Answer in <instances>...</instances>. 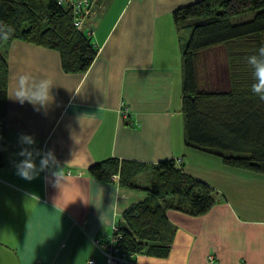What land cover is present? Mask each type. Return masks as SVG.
I'll return each instance as SVG.
<instances>
[{
  "label": "crops",
  "instance_id": "crops-1",
  "mask_svg": "<svg viewBox=\"0 0 264 264\" xmlns=\"http://www.w3.org/2000/svg\"><path fill=\"white\" fill-rule=\"evenodd\" d=\"M196 1L95 0L97 13L85 29L93 31L98 53L85 71L66 70L55 48L22 39L9 44L0 264H107L96 240L111 234L137 202L129 203L132 194L119 184L89 172L106 160L148 166L174 160L218 194L199 217L169 210L177 228L170 254H138V264H264V175L227 167L186 145L182 41L173 12ZM216 51L224 48L199 55L200 75L204 58ZM22 72L53 82L46 108L9 98ZM22 135L35 143H23ZM23 149L33 152L37 166L31 180L17 172ZM48 152L54 160L40 171Z\"/></svg>",
  "mask_w": 264,
  "mask_h": 264
},
{
  "label": "trees",
  "instance_id": "trees-1",
  "mask_svg": "<svg viewBox=\"0 0 264 264\" xmlns=\"http://www.w3.org/2000/svg\"><path fill=\"white\" fill-rule=\"evenodd\" d=\"M248 12L251 17L232 22ZM77 16L74 0H0V23L13 29L8 39L0 36V167L6 163L9 44L22 39L55 48L66 70L85 71L98 50L87 30L75 25ZM173 19L182 41L186 145L220 157L227 167L264 175V101L251 92L252 69L245 59L264 45V0H199L175 9ZM218 46L225 56L223 89L205 87L198 69L199 55ZM89 172L105 182L119 174L122 190L146 192L147 198L128 207L119 222V247L137 255L170 254L177 228L169 210L199 217L218 202L214 189L183 172L174 160L152 166L106 160ZM143 174L150 185L138 182Z\"/></svg>",
  "mask_w": 264,
  "mask_h": 264
},
{
  "label": "clouds",
  "instance_id": "clouds-1",
  "mask_svg": "<svg viewBox=\"0 0 264 264\" xmlns=\"http://www.w3.org/2000/svg\"><path fill=\"white\" fill-rule=\"evenodd\" d=\"M80 25L78 24L77 27ZM13 29L7 25L0 23V36L3 39H8ZM247 64L252 69L253 83L251 84V92L264 101V45L257 48L254 54L247 56ZM54 86L50 79H34L30 73L22 72L17 74L10 99L18 101L20 104L26 101L34 106L39 111L41 108H46L51 102V89ZM21 141L27 144H34V138L30 136H21ZM25 159L17 165L18 174L27 180L35 178L38 174L37 166L33 160V152L28 149H23L20 153ZM36 155H40L36 152ZM54 160V155L51 152L41 156L40 171H43L49 166V163Z\"/></svg>",
  "mask_w": 264,
  "mask_h": 264
},
{
  "label": "built area",
  "instance_id": "built-area-1",
  "mask_svg": "<svg viewBox=\"0 0 264 264\" xmlns=\"http://www.w3.org/2000/svg\"><path fill=\"white\" fill-rule=\"evenodd\" d=\"M63 0H60L62 2ZM74 6L78 11V16L75 20V25H80L78 29H85V21L90 16H94L97 13L95 0H74ZM88 34L92 35L91 29L87 30ZM124 116L129 115L128 107H124L122 110ZM120 175L115 174L112 176V182L119 184ZM123 239V234L120 230L119 223L113 227L112 233L96 240V245L102 250L106 256L107 264H138L136 261L137 254L123 251L119 244ZM87 264H96L93 259L89 260Z\"/></svg>",
  "mask_w": 264,
  "mask_h": 264
},
{
  "label": "rangeland",
  "instance_id": "rangeland-1",
  "mask_svg": "<svg viewBox=\"0 0 264 264\" xmlns=\"http://www.w3.org/2000/svg\"><path fill=\"white\" fill-rule=\"evenodd\" d=\"M252 12L245 13L240 16H235L232 18V22L237 20H245L252 16ZM184 37L188 38V33L184 35ZM184 38V39H185ZM212 58V59H210ZM209 60H206V57L203 60L204 70L202 71L200 77L202 84L205 87L213 88V89H223L227 86V74H226V66H225V57L224 51H220L214 56H209ZM204 81H211V83L206 84ZM138 182L142 186L150 185V180L148 174H143V176L138 179ZM129 193L132 194V198L129 200V203L144 201L147 198L146 192H137L128 190Z\"/></svg>",
  "mask_w": 264,
  "mask_h": 264
}]
</instances>
